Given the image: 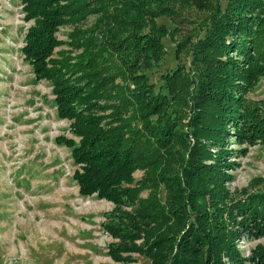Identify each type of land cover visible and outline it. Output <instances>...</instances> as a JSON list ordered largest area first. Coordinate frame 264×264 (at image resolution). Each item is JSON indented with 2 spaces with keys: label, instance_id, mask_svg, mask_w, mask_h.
Returning a JSON list of instances; mask_svg holds the SVG:
<instances>
[{
  "label": "trees",
  "instance_id": "16d2710c",
  "mask_svg": "<svg viewBox=\"0 0 264 264\" xmlns=\"http://www.w3.org/2000/svg\"><path fill=\"white\" fill-rule=\"evenodd\" d=\"M21 1L33 21L25 59L37 79L52 82L58 115L79 138L57 142L72 149L80 194L116 205L104 222L118 239L111 258L264 264L263 243L248 256L239 246L264 238V189L238 197L227 187L231 137L264 145V109L245 99L264 78V0H226V7L192 0L208 11L204 34L179 42L180 63L158 90L149 73L168 54L164 37L177 30L157 20H177L190 0ZM64 25L75 26L69 40L58 36ZM132 205L134 213L120 212Z\"/></svg>",
  "mask_w": 264,
  "mask_h": 264
},
{
  "label": "rangeland",
  "instance_id": "374dc122",
  "mask_svg": "<svg viewBox=\"0 0 264 264\" xmlns=\"http://www.w3.org/2000/svg\"><path fill=\"white\" fill-rule=\"evenodd\" d=\"M181 3L177 20L167 16L157 20L177 33L166 34L163 41L168 54L149 73L156 90L164 84L162 75L180 63L179 42L189 35L196 40L198 32L204 34L201 21L208 11L192 0ZM221 4L226 7V0ZM23 6L21 0H0V264H124L109 255V245L118 239L104 227L116 205L96 195L80 194L73 178L79 165L72 149L57 142L59 136L79 138L71 130L72 121L58 115L52 82L37 79L25 59L22 48L33 21L25 20ZM94 18L82 25L92 24ZM74 28L62 26L59 38L69 40ZM69 48L65 44L56 51ZM183 59L189 68L191 54H184ZM245 99L250 106L264 109V78ZM231 139L229 147L235 152L229 155L234 164L227 187L238 197L263 190L264 145ZM143 175V170H137L136 180ZM148 194L144 191L142 196ZM135 208L124 206L120 212L134 213ZM259 243L264 244V238L239 240L245 256ZM135 258L129 264H152L146 256L135 254Z\"/></svg>",
  "mask_w": 264,
  "mask_h": 264
}]
</instances>
